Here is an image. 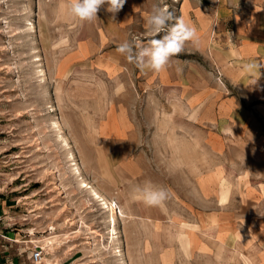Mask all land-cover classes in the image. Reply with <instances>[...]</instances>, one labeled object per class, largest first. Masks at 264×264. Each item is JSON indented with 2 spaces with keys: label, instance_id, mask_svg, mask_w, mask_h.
Listing matches in <instances>:
<instances>
[{
  "label": "rangeland",
  "instance_id": "obj_1",
  "mask_svg": "<svg viewBox=\"0 0 264 264\" xmlns=\"http://www.w3.org/2000/svg\"><path fill=\"white\" fill-rule=\"evenodd\" d=\"M178 4L159 1L175 17ZM102 12L80 22L67 0H0V264H250L212 228L192 245L187 232L200 220L177 201V188L192 196L191 172L177 168L189 156H177V132L156 105L136 106L157 98L137 88L136 64L115 76L78 54L100 49ZM132 106L138 143L150 153L145 175L170 194L162 207L133 197L141 177L116 186L108 156L94 153L98 119Z\"/></svg>",
  "mask_w": 264,
  "mask_h": 264
},
{
  "label": "crops",
  "instance_id": "obj_2",
  "mask_svg": "<svg viewBox=\"0 0 264 264\" xmlns=\"http://www.w3.org/2000/svg\"><path fill=\"white\" fill-rule=\"evenodd\" d=\"M159 1L126 0L115 14L101 6L100 49L92 54L82 48L78 54L93 70L128 72L134 63L117 48L133 40L135 31H147L146 17ZM178 5L177 17L197 29L199 43H186L161 72L136 67L137 88L157 96L136 106L156 105L163 123L177 132V156H189L180 157L177 168L191 172L192 196L183 199L177 188V201L200 220L187 232L192 245L199 246L200 235L212 228L214 239L220 235L234 243L250 264H264V0H179ZM141 35L137 39L144 44L153 38ZM98 120L94 153L108 156L115 185H130L138 177L149 181L150 162L143 159L150 153L138 143L143 130L135 126L133 106L125 115L117 109Z\"/></svg>",
  "mask_w": 264,
  "mask_h": 264
},
{
  "label": "clouds",
  "instance_id": "obj_3",
  "mask_svg": "<svg viewBox=\"0 0 264 264\" xmlns=\"http://www.w3.org/2000/svg\"><path fill=\"white\" fill-rule=\"evenodd\" d=\"M125 3L126 0H67V12L80 22H91L97 18L101 6L107 4V11L115 14ZM145 27L148 35L153 37L147 44L133 38L131 41H124L117 48L120 54L141 70L161 72L168 66L173 56L184 50L186 43H199L197 29L183 17H175L166 6L153 5L146 17ZM161 33H164L162 38H155ZM247 67L253 68L255 65ZM132 195L148 207H162L170 197L166 189L156 187L150 181L136 186Z\"/></svg>",
  "mask_w": 264,
  "mask_h": 264
},
{
  "label": "built area",
  "instance_id": "obj_4",
  "mask_svg": "<svg viewBox=\"0 0 264 264\" xmlns=\"http://www.w3.org/2000/svg\"><path fill=\"white\" fill-rule=\"evenodd\" d=\"M43 252H44L43 247L34 248L32 252V259L35 263H40L43 260L44 258Z\"/></svg>",
  "mask_w": 264,
  "mask_h": 264
},
{
  "label": "bare ground",
  "instance_id": "obj_5",
  "mask_svg": "<svg viewBox=\"0 0 264 264\" xmlns=\"http://www.w3.org/2000/svg\"><path fill=\"white\" fill-rule=\"evenodd\" d=\"M29 31H31V32H34L35 31V27H34V25H33V23L31 24V26H29ZM41 60V58L39 57V56H36V58H35V61H40ZM38 72H39V76H43V78H41L42 80H45V72H44V69H39L38 70ZM55 124H56V122H55ZM57 125V124H56ZM57 127V126H56ZM88 183V182H87ZM91 187V190L95 193V194H98V192H97V190L91 185L90 186ZM95 196V195H94ZM96 198V197H95ZM104 199V198H103ZM106 203V202H105ZM114 213V212H113ZM113 215V214H112ZM115 219V218H114Z\"/></svg>",
  "mask_w": 264,
  "mask_h": 264
}]
</instances>
